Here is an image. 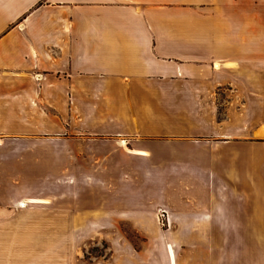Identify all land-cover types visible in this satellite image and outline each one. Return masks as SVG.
<instances>
[{
  "label": "crops",
  "instance_id": "1",
  "mask_svg": "<svg viewBox=\"0 0 264 264\" xmlns=\"http://www.w3.org/2000/svg\"><path fill=\"white\" fill-rule=\"evenodd\" d=\"M31 139L167 182L96 203L2 169L0 264H264V0H0V159L51 158Z\"/></svg>",
  "mask_w": 264,
  "mask_h": 264
},
{
  "label": "rangeland",
  "instance_id": "2",
  "mask_svg": "<svg viewBox=\"0 0 264 264\" xmlns=\"http://www.w3.org/2000/svg\"><path fill=\"white\" fill-rule=\"evenodd\" d=\"M212 52L215 53V50L213 49ZM13 145L15 152L22 151L23 147H25L29 148L30 151L32 150V152L45 151L47 155L51 157L44 158V156H41L42 158L39 159V154H36L37 156L34 155L33 157H31V155H28L25 158L22 156V158L20 156L17 157L16 155L13 156L12 154H8L5 158L0 159V170L7 169L9 170V173H12L8 176V184L12 183L11 176H13V174H15V176H18L17 183L15 184L16 188L22 187L30 190H43V188L49 184H52L53 186H65L69 190L78 188L80 201L87 200V198L89 197V200H93L97 203L102 200V193H100V191H95V193L88 192L87 190L90 188V186L87 187L88 184L86 179L100 178L102 182L97 183L101 184L100 189L106 187V184H104V180H109L111 183H115V185H122V181H125V183L127 184L133 185H165L167 182V177L165 174L161 176H158L156 174L157 168L164 166L166 162L164 160H155L151 163V165L155 166V169L153 170L154 175L151 176L146 175L144 172H138V175H135L134 172L130 173V169L134 168V161H132V163H129V166H125V169L124 167L122 168L123 171L121 172L123 174L120 175L119 170L113 169V175L115 176H111L105 173L110 167L109 163H111V161L113 160H108V158L103 157L102 154H99V158L97 160H94L93 158L88 159L87 157V159L83 161L84 164L81 167L82 169L75 170V160L54 159L55 144L53 140L48 139L41 141L31 139L30 141L26 142H17V140H15V143ZM66 146L68 149L71 148L70 144ZM126 173L129 174L126 175ZM87 176H89V178ZM68 178L71 179L69 180ZM95 189L97 190L98 187H95ZM54 194L55 191L53 189L52 191H47V195L49 196H53ZM88 194L90 196L87 197ZM120 226L121 229L126 231L129 235L134 236L133 231L128 224H121ZM82 250V256L85 258H89L92 256L106 257L108 255V247L106 242L103 240L88 241L87 244L82 246Z\"/></svg>",
  "mask_w": 264,
  "mask_h": 264
},
{
  "label": "built area",
  "instance_id": "3",
  "mask_svg": "<svg viewBox=\"0 0 264 264\" xmlns=\"http://www.w3.org/2000/svg\"><path fill=\"white\" fill-rule=\"evenodd\" d=\"M157 220L160 226L164 227L167 225L166 213L164 210H159L157 214Z\"/></svg>",
  "mask_w": 264,
  "mask_h": 264
},
{
  "label": "bare ground",
  "instance_id": "4",
  "mask_svg": "<svg viewBox=\"0 0 264 264\" xmlns=\"http://www.w3.org/2000/svg\"><path fill=\"white\" fill-rule=\"evenodd\" d=\"M216 67V66H215ZM21 205H22V202H21Z\"/></svg>",
  "mask_w": 264,
  "mask_h": 264
}]
</instances>
